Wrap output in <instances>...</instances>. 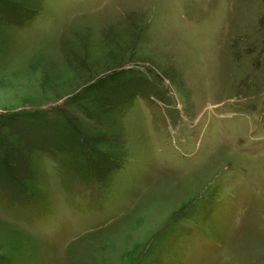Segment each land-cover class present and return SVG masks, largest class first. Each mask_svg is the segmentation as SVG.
Returning <instances> with one entry per match:
<instances>
[{"label": "rangeland", "instance_id": "1", "mask_svg": "<svg viewBox=\"0 0 264 264\" xmlns=\"http://www.w3.org/2000/svg\"><path fill=\"white\" fill-rule=\"evenodd\" d=\"M0 264H264V0H0Z\"/></svg>", "mask_w": 264, "mask_h": 264}]
</instances>
